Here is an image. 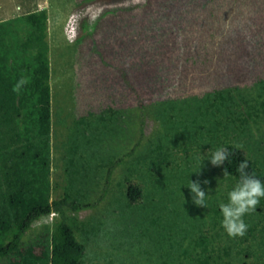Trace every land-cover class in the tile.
Wrapping results in <instances>:
<instances>
[{
  "label": "rangeland",
  "instance_id": "obj_1",
  "mask_svg": "<svg viewBox=\"0 0 264 264\" xmlns=\"http://www.w3.org/2000/svg\"><path fill=\"white\" fill-rule=\"evenodd\" d=\"M154 1L0 0V71L16 98L0 107V169L22 159L36 194L51 201L67 193L95 203L67 212L85 245L82 254L75 255L76 264H264V198L256 211L245 214V235L229 237L220 225L217 200L226 199L234 178L220 174L206 159L198 173L189 174L190 179L207 180L201 183L207 206L195 205L181 185L216 135L238 143L258 163L264 180V0H210L202 10L203 22L217 32L215 68L202 84L174 91L163 84L175 82V75L151 76L146 88L145 81L134 76L131 84L148 94L139 97L143 107L133 96L124 108L76 126L73 83L81 37L105 11ZM10 9L15 16H8ZM42 10L49 78L47 151L35 125L28 31L25 25L17 28L19 16ZM98 70L103 69L96 65L93 72ZM32 142L42 149L47 166L30 151H17ZM118 157L123 163L113 168L106 186L108 164ZM131 183L143 191L134 204L125 197ZM3 217L1 243L17 230L9 209ZM54 217L32 222L17 249L0 257V264L33 262V255L47 252Z\"/></svg>",
  "mask_w": 264,
  "mask_h": 264
},
{
  "label": "trees",
  "instance_id": "obj_2",
  "mask_svg": "<svg viewBox=\"0 0 264 264\" xmlns=\"http://www.w3.org/2000/svg\"><path fill=\"white\" fill-rule=\"evenodd\" d=\"M210 2L155 0L146 5L110 10L101 14L91 29L86 30L81 37L76 52L73 83L76 126L84 127L92 117H103L124 108L133 96H136V105L143 107L139 97L146 98L147 93L131 84L134 76L143 79V86L147 88L150 86L148 80L151 76L161 78L175 75L172 77L175 82L163 84L172 85L174 91L187 86L196 87L198 83L202 84L203 79L210 78L215 68L213 47L217 32L203 22L205 20L202 18V10H206ZM18 22L17 28L25 25L28 31L25 44L28 52L32 54L30 78L35 89V125L45 142L42 149L47 151L50 114L45 42L46 12L42 10L22 14L18 17ZM96 65L103 70L93 72ZM131 69H134L132 74ZM118 72L119 76L113 78ZM10 87L7 77L0 71V107L15 101ZM216 93L221 97L218 91ZM214 139L210 145L213 148L225 145L231 150L232 162L229 164L226 160L223 165L216 166L220 174L224 175L226 168L228 174L224 176L234 178L237 175L236 164L246 158L249 161V170L263 180L258 163L246 156L231 137L225 135L221 138L216 135ZM207 147L208 145H203L202 149ZM38 148L32 142L27 146H19L17 151H30L33 158L47 166V161H43L41 156L42 149ZM120 163H123V157L108 164L106 186L113 168ZM11 164L0 169V229L6 227L3 214L7 208L14 216L17 230L9 241L0 242V257L17 249L24 232L32 222L52 214L56 218L54 217L51 226L48 251L33 255V262L23 264H76L75 255L82 254L85 245L78 240L67 212L91 208L95 203L75 200L67 193L48 201L41 194H36L38 188L29 178L22 159ZM142 195L143 191L138 184L131 183L126 187L127 203H136Z\"/></svg>",
  "mask_w": 264,
  "mask_h": 264
},
{
  "label": "clouds",
  "instance_id": "obj_3",
  "mask_svg": "<svg viewBox=\"0 0 264 264\" xmlns=\"http://www.w3.org/2000/svg\"><path fill=\"white\" fill-rule=\"evenodd\" d=\"M230 157L231 150L225 145L210 147L203 154L199 153L196 165L188 173L187 182L181 184L188 188L189 197L195 205L207 206V191L201 187V183L207 184V180H193L189 178V174L198 173L202 161L205 159L213 166H220L226 160L230 164L232 162ZM235 173L237 175L226 191V199L217 200L221 216L220 225L229 237L245 235L248 228V224L244 219L245 214L256 211L261 198H264V180L249 170L248 159H241L236 164ZM227 174V169L224 168V175Z\"/></svg>",
  "mask_w": 264,
  "mask_h": 264
},
{
  "label": "built area",
  "instance_id": "obj_4",
  "mask_svg": "<svg viewBox=\"0 0 264 264\" xmlns=\"http://www.w3.org/2000/svg\"><path fill=\"white\" fill-rule=\"evenodd\" d=\"M75 29H76V25L74 23H72L71 24V28H70V31H71L72 35H74Z\"/></svg>",
  "mask_w": 264,
  "mask_h": 264
},
{
  "label": "crops",
  "instance_id": "obj_5",
  "mask_svg": "<svg viewBox=\"0 0 264 264\" xmlns=\"http://www.w3.org/2000/svg\"><path fill=\"white\" fill-rule=\"evenodd\" d=\"M15 9H16V6H15ZM15 9H14V10H15ZM13 12H14V11H12V10L10 9V10H9V14H8V16H15V15H11V14H13ZM7 18H9V17H7ZM7 18H6V19H7Z\"/></svg>",
  "mask_w": 264,
  "mask_h": 264
}]
</instances>
